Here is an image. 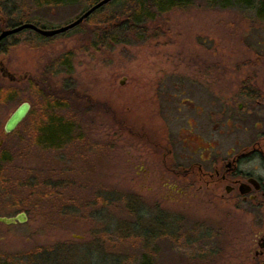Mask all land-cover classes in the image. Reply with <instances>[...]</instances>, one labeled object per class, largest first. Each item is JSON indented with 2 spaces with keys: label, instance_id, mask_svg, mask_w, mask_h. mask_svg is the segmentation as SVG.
<instances>
[{
  "label": "rangeland",
  "instance_id": "rangeland-1",
  "mask_svg": "<svg viewBox=\"0 0 264 264\" xmlns=\"http://www.w3.org/2000/svg\"><path fill=\"white\" fill-rule=\"evenodd\" d=\"M19 4L45 29L82 10L80 3L43 10H33V0ZM88 30L46 38L26 29L8 37L0 54L2 66L19 79L0 80V89L13 95L8 102L0 97V134L21 102L36 110L48 93L57 101L70 92L73 98L66 95L65 109L55 113L76 118L68 124L75 140L62 152L30 146L28 130L36 124L31 116L2 136L7 159L0 163V216L24 212L25 221L0 223V264H25L29 253L33 264H43L38 255L49 264H144L146 242L137 235L140 246L132 251L133 235L125 233L141 221L146 231L147 219L156 216L153 203L163 184L156 145L166 144L169 134L190 131L188 120L193 134L210 137L224 153L233 140L249 137L253 121L263 116L262 104L241 95L246 85L264 90V15L254 17L253 9L171 10L144 33L134 28L126 43L100 48L87 45ZM165 89L177 94L174 101L183 99L176 122L163 116L158 95ZM81 92L89 100L83 114ZM168 112L173 115L174 108ZM83 117L87 124L80 132ZM129 197L140 201L136 209L124 202ZM151 250L149 264H164L169 253L158 244Z\"/></svg>",
  "mask_w": 264,
  "mask_h": 264
},
{
  "label": "flooded vegetation",
  "instance_id": "flooded-vegetation-1",
  "mask_svg": "<svg viewBox=\"0 0 264 264\" xmlns=\"http://www.w3.org/2000/svg\"><path fill=\"white\" fill-rule=\"evenodd\" d=\"M10 36L0 41V54ZM8 78L13 83L19 80L15 75L10 76L0 62V80ZM262 91V88L245 89L241 95L264 107ZM170 92L165 89L153 96L151 91L152 97L160 96L167 123L179 120L177 113L183 101H174L177 94ZM0 97L7 102L13 100V95L7 97L5 89H0ZM79 99L82 114L87 113V92H81ZM185 101L190 103L189 100ZM241 107L242 104H239L238 108ZM172 108L174 114L170 116L168 110ZM51 109L54 116L55 109L53 106ZM30 110L29 104L25 117L13 130L28 116H31L32 122L36 121L34 123L39 121V111ZM84 118L80 122L81 127L87 124ZM187 123L190 131L169 134L166 144L156 145L162 149L159 160L162 192L160 190L159 200L153 203L156 216L147 219L146 232H143L145 223L141 221L137 226L131 225L129 232L125 233L129 238L131 233L133 235L129 243L131 250L140 246L135 241L138 235L146 242L145 252L148 255L153 251L152 246L157 244L162 254L163 249L169 253L164 264H264V112L259 120L252 123L255 131L247 138L233 140L224 153L216 149L210 137L207 140L199 139L192 133L191 123L188 120ZM239 123L242 129L239 133L242 135L246 130V121ZM226 124L232 123L227 121ZM10 132H5L3 126L0 134L1 160H6L7 155V149L2 146V136ZM34 147L38 148L37 141ZM139 203L134 197L130 203L131 209H136ZM190 208H194V213ZM117 231L120 229L117 228ZM143 255L140 253L144 264H149L148 255ZM38 257L45 258L43 264L50 263L46 256Z\"/></svg>",
  "mask_w": 264,
  "mask_h": 264
},
{
  "label": "trees",
  "instance_id": "trees-1",
  "mask_svg": "<svg viewBox=\"0 0 264 264\" xmlns=\"http://www.w3.org/2000/svg\"><path fill=\"white\" fill-rule=\"evenodd\" d=\"M8 1L9 0H0V29L15 27L25 21L31 22L43 28L40 25L39 20L29 17L28 10L24 11L23 7L21 8L19 0H13L10 3ZM33 1L35 3L33 10H43L44 8H65L68 6L78 5L80 3L82 4L80 6L82 9L81 12H83L99 0ZM195 5L214 9H228L231 7L243 6L247 9H253L254 17L264 15V0H112L94 11L87 19L73 29L77 30L84 26L90 27V30L88 31L91 32V35L87 36L91 40L87 38V45L94 48H100L103 45L107 46V44L116 42L123 44L131 39L130 35L134 28L139 29L141 33H144L150 22L155 21L164 13L176 9L181 10L194 8ZM19 12L21 14L16 16ZM22 32H20V34ZM16 43L17 42H14L13 45ZM65 67L67 68V66ZM245 89H251V87L246 85ZM66 92L67 91H65V93ZM252 94L255 93L252 92ZM10 95V92L7 93V97H10ZM66 95L71 99L73 98V96L71 97L70 92ZM66 95L62 97L57 95L59 97L57 102L54 98H52L51 93H48L42 104H38L36 110L39 111V121L33 128L28 130L31 137V141H29V143H31L30 146L35 144L37 141L38 148L41 150L62 152L68 145L71 144L70 141H73V139L75 140L72 128L68 125L69 121L71 122L74 120L73 116L71 118L58 119L59 117L56 116V113L54 116L51 114L52 106L54 107L55 112L65 109L64 105L66 102H64V99L68 98ZM253 97H256V95H253ZM71 106L73 108L75 105ZM33 111L35 110H31V112ZM79 131L83 132L84 128L80 126ZM1 161L4 162L5 160L0 159V163ZM0 175H2L1 171ZM3 183L4 181H2L0 176V185L2 186ZM3 200H6V198ZM132 200L129 197L128 199H124V202L131 203ZM16 207H20V211L23 208V206ZM115 231H117V228L113 232L115 233ZM56 248L58 249L57 246L53 249L56 250ZM35 251L41 252L42 248H36ZM31 256L32 253L27 254V262L25 264H33ZM57 263L62 264L61 261Z\"/></svg>",
  "mask_w": 264,
  "mask_h": 264
},
{
  "label": "water",
  "instance_id": "water-1",
  "mask_svg": "<svg viewBox=\"0 0 264 264\" xmlns=\"http://www.w3.org/2000/svg\"><path fill=\"white\" fill-rule=\"evenodd\" d=\"M112 0H99L98 2L94 3L92 6L81 12L77 17H75L73 20L69 21L68 23L55 27L50 29L41 28L31 22H24L21 23L15 27L12 28H3L0 30V41L3 40L8 35H12L15 33H18L24 29H31L34 32L45 36V37H51L54 35H58L61 33H64L70 29L75 28L79 24H81L85 19H87L94 11L102 7L103 5L107 4ZM11 78V77H10ZM29 109V103L23 102L20 105H18L14 111L10 114L8 119L5 122L4 130L5 132L12 131L17 124L25 117L27 111ZM25 213L20 212L15 216H0V223L4 224H12L16 222H24L25 221Z\"/></svg>",
  "mask_w": 264,
  "mask_h": 264
},
{
  "label": "bare ground",
  "instance_id": "bare-ground-1",
  "mask_svg": "<svg viewBox=\"0 0 264 264\" xmlns=\"http://www.w3.org/2000/svg\"><path fill=\"white\" fill-rule=\"evenodd\" d=\"M12 28V27H11ZM29 30H31V29H29ZM33 31V30H32Z\"/></svg>",
  "mask_w": 264,
  "mask_h": 264
}]
</instances>
